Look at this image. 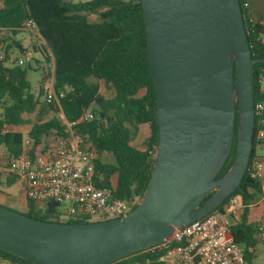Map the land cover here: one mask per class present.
<instances>
[{"label": "water", "instance_id": "water-1", "mask_svg": "<svg viewBox=\"0 0 264 264\" xmlns=\"http://www.w3.org/2000/svg\"><path fill=\"white\" fill-rule=\"evenodd\" d=\"M158 143L140 202L90 222L0 204V250L33 264H110L216 209L247 169L255 134L253 58L239 0H140ZM229 168L220 173L231 153ZM58 203H47L48 211Z\"/></svg>", "mask_w": 264, "mask_h": 264}, {"label": "trees", "instance_id": "trees-1", "mask_svg": "<svg viewBox=\"0 0 264 264\" xmlns=\"http://www.w3.org/2000/svg\"><path fill=\"white\" fill-rule=\"evenodd\" d=\"M239 4L251 55L264 58V23L252 20L245 0H239ZM28 19L35 23V35L24 28ZM22 32L33 36L27 47L17 37ZM29 47L40 56L33 59L42 70L36 95L30 91L27 76L31 62L23 66L15 62L16 56ZM0 55V128L3 124L13 128L29 125L26 135L33 140L32 153L42 152L47 135H65L59 113L66 120L74 121L90 111L93 118L77 123L75 130L98 155L95 169L102 180L96 181V185L111 187L119 199L132 194L142 196L154 164L158 124L140 0H0ZM260 76H264V64L255 63V102H264V93L258 84ZM49 79L56 93H64L58 103L40 100ZM101 84L112 91L110 97L100 93ZM139 125L148 128L142 147L131 143ZM255 128H258L257 116ZM22 139L19 131L0 132V148L6 152L0 162L8 154L21 152ZM235 144L234 139L231 153L217 177L229 168ZM255 145L254 139L250 160L254 157ZM106 155L112 160L104 161ZM16 180L12 173H0V186L8 187ZM234 195H240L246 206L240 222L230 230L234 241L243 247L245 261L249 262L257 243L264 242V225L247 221L248 205L258 195L264 201V190L246 170L239 186L215 210H222ZM25 200L24 213L34 218L87 222L72 217L61 220L62 213L56 208L48 211L47 207L41 209ZM159 254L148 248L110 264H163L158 260ZM0 261L33 264L3 250H0Z\"/></svg>", "mask_w": 264, "mask_h": 264}, {"label": "built area", "instance_id": "built-area-1", "mask_svg": "<svg viewBox=\"0 0 264 264\" xmlns=\"http://www.w3.org/2000/svg\"><path fill=\"white\" fill-rule=\"evenodd\" d=\"M247 5V4H246ZM24 28L35 31V23L28 19ZM1 58V55H0ZM34 59L33 50L25 48L16 56L17 65H25ZM262 90L264 76L258 78ZM43 100L58 103L63 92L56 93L51 82L44 84ZM256 144L264 146V102L254 101ZM93 118L85 111L76 120L62 117L65 135L50 133L45 137V149L32 153V139H22V149L18 154H8L0 162V173H12L22 185L25 199L38 208L44 209L54 201L58 206L65 204L61 212L65 218H83L87 222L105 221L128 214L140 202L141 196L132 194L126 199L113 195L109 186H97L102 175L96 171L98 155L89 143L75 130V125ZM11 131V126L3 124L1 133ZM249 176L264 188L262 162L253 157L248 162ZM245 204L240 195L232 196L222 210H212L201 218L186 225L176 227L159 244L150 247L159 251L158 260L163 264H244L243 247L234 241L230 228L240 222ZM56 208V207H55ZM0 264H18L0 261Z\"/></svg>", "mask_w": 264, "mask_h": 264}, {"label": "rangeland", "instance_id": "rangeland-1", "mask_svg": "<svg viewBox=\"0 0 264 264\" xmlns=\"http://www.w3.org/2000/svg\"><path fill=\"white\" fill-rule=\"evenodd\" d=\"M33 33V32H32ZM33 35H35L33 33ZM18 39L21 40V43L23 46H28L30 38H33V36L28 35L25 32L20 33L18 36ZM30 48V47H29ZM17 54V50L13 51V55ZM19 55V54H18ZM34 58L39 59V54L34 53ZM13 57V56H12ZM31 69L28 70V81L30 83V91L33 94L38 93V84L39 80L41 78L42 70L39 66L35 64L34 61L30 63ZM40 65H45L44 63H41ZM52 79H49L47 82H51ZM100 93L105 97H110L112 91L109 88H106L103 84L100 85ZM40 100H43V96H40ZM1 113V108H0ZM51 115V113H49ZM59 117V114H58ZM28 127H22V129H27ZM148 135V128L146 125H139L137 135L133 142H131L133 145L140 146L141 143L145 140L146 136ZM6 155L5 149L3 147L0 148V156ZM104 161H111L112 158L109 155L103 156ZM264 167V162H263ZM21 190L22 185L21 183L16 180L15 183L12 185L6 187V186H0V204L5 205L10 209H13L18 212H25L26 208L24 205V200L21 198ZM66 207L65 204H61L56 207V209L59 212H62L64 208ZM61 220H65L66 218L64 216L60 217ZM244 264H264V245L262 243H257V245L254 248V255L252 256L251 260L249 262H245Z\"/></svg>", "mask_w": 264, "mask_h": 264}, {"label": "crops", "instance_id": "crops-1", "mask_svg": "<svg viewBox=\"0 0 264 264\" xmlns=\"http://www.w3.org/2000/svg\"><path fill=\"white\" fill-rule=\"evenodd\" d=\"M249 14L254 22L264 23V0H245ZM30 42V41H29ZM262 42L264 44V36L262 37ZM27 47V46H24ZM264 93V84L262 86V90ZM50 116V115H48ZM63 114L59 113V118L62 121ZM63 122V121H62ZM22 127H28L26 130L22 129ZM29 129V125L19 126V127H11V131H19L23 134V139L27 137L26 133ZM142 144V143H141ZM140 147V146H139ZM142 147V145H141ZM254 156L261 160L262 162V172L264 173V146L260 144H256L254 147ZM1 157V156H0ZM264 190V188H263ZM21 198L24 200V205L26 208V200L21 190ZM248 222H258L261 226L264 225V201L261 195H258L253 202L248 205V214H247ZM264 245V242H260Z\"/></svg>", "mask_w": 264, "mask_h": 264}]
</instances>
